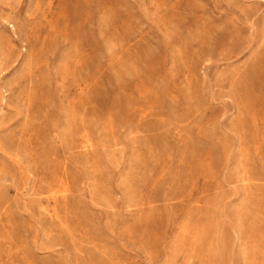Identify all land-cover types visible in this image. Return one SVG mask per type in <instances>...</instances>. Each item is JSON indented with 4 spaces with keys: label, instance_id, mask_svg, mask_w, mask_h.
Listing matches in <instances>:
<instances>
[{
    "label": "rangeland",
    "instance_id": "374dc122",
    "mask_svg": "<svg viewBox=\"0 0 264 264\" xmlns=\"http://www.w3.org/2000/svg\"><path fill=\"white\" fill-rule=\"evenodd\" d=\"M0 264H264V0H0Z\"/></svg>",
    "mask_w": 264,
    "mask_h": 264
}]
</instances>
